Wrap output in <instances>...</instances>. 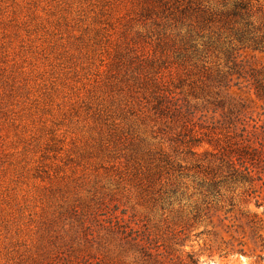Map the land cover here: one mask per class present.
I'll return each mask as SVG.
<instances>
[{
    "label": "rangeland",
    "instance_id": "1",
    "mask_svg": "<svg viewBox=\"0 0 264 264\" xmlns=\"http://www.w3.org/2000/svg\"><path fill=\"white\" fill-rule=\"evenodd\" d=\"M192 8L0 0V264H143L135 236L164 264H264V51L228 56ZM245 146L251 186L206 200Z\"/></svg>",
    "mask_w": 264,
    "mask_h": 264
},
{
    "label": "trees",
    "instance_id": "2",
    "mask_svg": "<svg viewBox=\"0 0 264 264\" xmlns=\"http://www.w3.org/2000/svg\"><path fill=\"white\" fill-rule=\"evenodd\" d=\"M189 2L195 3V8L192 10L198 15L197 24L199 26L215 21L219 23L220 27L213 33L214 41L224 48L228 56L234 51V46L237 44L264 51V2L256 8H252L242 0L230 4L222 0L218 7L210 5V3L203 5L200 0H189ZM218 160L219 178L201 185L204 188L206 200L213 195H219L222 189L229 190L237 185L251 186L254 178L252 170L247 165H249L248 162L252 165L255 157L249 146L227 150L221 153ZM249 189L250 187L247 188V191ZM256 205L259 206L257 202ZM195 213L197 215V211ZM132 241L139 254L140 262L143 264H164L163 253L158 252V246L147 237L135 236Z\"/></svg>",
    "mask_w": 264,
    "mask_h": 264
}]
</instances>
